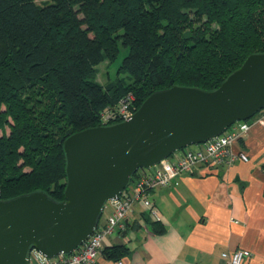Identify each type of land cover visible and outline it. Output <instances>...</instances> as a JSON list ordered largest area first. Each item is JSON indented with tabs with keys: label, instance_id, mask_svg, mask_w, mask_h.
<instances>
[{
	"label": "trees",
	"instance_id": "trees-1",
	"mask_svg": "<svg viewBox=\"0 0 264 264\" xmlns=\"http://www.w3.org/2000/svg\"><path fill=\"white\" fill-rule=\"evenodd\" d=\"M262 51L264 0H0V199L62 200L67 136L116 123L101 114L128 94L135 111L173 85L216 89Z\"/></svg>",
	"mask_w": 264,
	"mask_h": 264
},
{
	"label": "water",
	"instance_id": "water-1",
	"mask_svg": "<svg viewBox=\"0 0 264 264\" xmlns=\"http://www.w3.org/2000/svg\"><path fill=\"white\" fill-rule=\"evenodd\" d=\"M263 109L264 51L248 55L216 89L173 85L148 95L124 121L70 134L62 143V200L40 190L0 199V264H29L32 250L46 259L71 254L138 170Z\"/></svg>",
	"mask_w": 264,
	"mask_h": 264
},
{
	"label": "crops",
	"instance_id": "crops-1",
	"mask_svg": "<svg viewBox=\"0 0 264 264\" xmlns=\"http://www.w3.org/2000/svg\"><path fill=\"white\" fill-rule=\"evenodd\" d=\"M250 123L233 145L247 162L212 170L197 165L150 191L158 219L135 202L123 229L102 239L95 264H222L220 254L236 249L251 253L248 264H264V109ZM111 211L105 205L100 225ZM113 249L116 255H108Z\"/></svg>",
	"mask_w": 264,
	"mask_h": 264
},
{
	"label": "built area",
	"instance_id": "built-area-1",
	"mask_svg": "<svg viewBox=\"0 0 264 264\" xmlns=\"http://www.w3.org/2000/svg\"><path fill=\"white\" fill-rule=\"evenodd\" d=\"M133 100V96L128 94L119 101L114 110H104L101 114L104 122H121L129 118L134 112ZM250 124V120L236 122L218 137L184 148L176 161L170 162L165 159L150 170L141 171L133 184L123 190L117 200L107 202L112 207L110 215L103 225L98 223L92 234L74 252L46 259L32 250L29 254V264H95L102 239L115 230L123 229L135 202H140L148 209L150 215L158 219L157 212L151 207L148 198L150 191L171 186L178 176L191 173L197 165L212 170L237 162H247V156L243 152L234 151L233 145L248 133ZM250 257L251 253L245 249L220 254L222 264H248Z\"/></svg>",
	"mask_w": 264,
	"mask_h": 264
},
{
	"label": "rangeland",
	"instance_id": "rangeland-1",
	"mask_svg": "<svg viewBox=\"0 0 264 264\" xmlns=\"http://www.w3.org/2000/svg\"><path fill=\"white\" fill-rule=\"evenodd\" d=\"M38 6H43L48 4L51 0H33ZM124 54V51L120 52V55L115 63L108 65L107 62H102L97 66V75L96 79L99 83L103 84L106 79H114L116 77L117 67L119 65V62L121 61L122 55ZM121 77H124L125 75L123 73H120ZM8 131V130H7Z\"/></svg>",
	"mask_w": 264,
	"mask_h": 264
}]
</instances>
